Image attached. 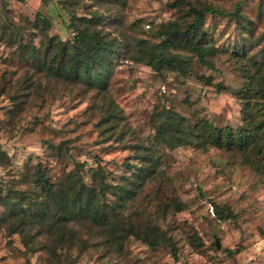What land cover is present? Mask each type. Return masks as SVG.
Here are the masks:
<instances>
[{
	"label": "rangeland",
	"instance_id": "374dc122",
	"mask_svg": "<svg viewBox=\"0 0 264 264\" xmlns=\"http://www.w3.org/2000/svg\"><path fill=\"white\" fill-rule=\"evenodd\" d=\"M177 1L0 0V264H264V167L255 168L235 150L169 148L157 138L168 115L191 127L202 121L221 128L242 124L236 93L245 79L233 50L252 55L264 47V0H183L171 6ZM189 4L227 13L239 7L238 19L204 17L207 44L214 47L207 61L215 69L191 51L168 53L181 61L177 69L157 71L149 58L131 59L132 52H150L160 43L162 24H191ZM38 12L49 20L47 34L56 43H72L75 27H94L112 40L118 51L108 55L105 70L96 67L100 84L45 67L43 55L51 54L53 43L35 25ZM146 156L154 170L140 185L137 174ZM40 164L55 180L85 165L80 173L89 185L97 183L90 170L103 171L107 202L124 210L125 222L160 228L177 258L171 245L151 248L133 236L117 251L87 223L78 228L84 244L57 246L49 254L52 243L37 237L30 246L35 251L28 250L11 228L31 218L39 190L29 176ZM123 185L131 192L128 200L115 195ZM216 205L235 217L220 220ZM33 223L32 234L39 228Z\"/></svg>",
	"mask_w": 264,
	"mask_h": 264
},
{
	"label": "trees",
	"instance_id": "16d2710c",
	"mask_svg": "<svg viewBox=\"0 0 264 264\" xmlns=\"http://www.w3.org/2000/svg\"><path fill=\"white\" fill-rule=\"evenodd\" d=\"M16 1L23 3L25 0ZM183 4V0H178L171 6L177 8ZM238 9L239 7L235 13H227L211 5L196 7L189 4L188 14L194 18L191 24H187L184 29L176 22L162 24L157 34L160 43L154 44L150 52H147V48L141 52H132L131 59L145 63L149 58L150 65L157 71L160 68L177 69L181 61L169 56L168 53L171 50L191 51L202 63L215 69L214 65L207 61V55L214 51V47L207 44L211 38H207V33L203 31L204 17L210 14L238 19ZM93 19L94 23L97 16ZM35 23L36 26H42L44 37L53 43L51 54L48 55L45 51L43 55L45 67L54 69L57 73L63 71L75 81L84 80L96 85L102 82L103 78L96 67L105 70L108 55L113 56L118 51L112 40L106 38V34L99 33L94 27L82 30L75 27L77 32L72 43L61 41L56 43L54 38L48 37L50 22L40 12L37 13ZM139 42L141 47H144L146 42L144 40ZM233 53L241 57V71L245 79L243 89L236 93V97L242 102V124L237 128L232 126L221 128L212 126L208 121H202L191 127L184 126L179 116L168 115L160 124L157 138L161 144L169 148L196 144L202 150L207 148L235 150L242 153L247 162L250 160L255 164L253 165L255 168L260 169L264 167V47L252 55L237 50H233ZM66 59L68 62L64 65ZM51 149L54 150L53 146ZM147 157L143 159L142 167L137 174L140 185L154 170L152 168L154 163ZM84 166L77 165L74 171L55 180L40 164L29 176L30 182L39 190L37 201L31 203L32 207L29 209L31 218H21L17 225L11 228L12 234L19 233L22 236V242L28 250L35 251V248L30 246L34 245L37 237L46 238L52 243L48 246L49 254H54L55 249L59 247H75L78 241L84 244L85 241L78 240L80 235L78 228L87 223L86 225L96 229L98 236L104 238V241L117 251H121L125 240L133 236L151 248L167 243L171 245L172 254L177 258V248L156 225L146 223L139 226L129 221L125 222L124 210H118L116 206L107 202L106 196L110 185L105 179V173L90 170L97 183L89 185L85 176L80 173ZM119 193L122 200H128L131 194L125 185L121 186L120 192L115 195ZM183 207V204L175 202V208L179 211ZM18 213V211L11 213V219H16L12 217ZM216 215L220 220L235 217L228 207L217 205ZM35 220L39 228L32 234L30 233L32 227L30 229L29 227L34 225Z\"/></svg>",
	"mask_w": 264,
	"mask_h": 264
},
{
	"label": "water",
	"instance_id": "95a60500",
	"mask_svg": "<svg viewBox=\"0 0 264 264\" xmlns=\"http://www.w3.org/2000/svg\"><path fill=\"white\" fill-rule=\"evenodd\" d=\"M217 247H218V248H220V245H219V243H218V242H217Z\"/></svg>",
	"mask_w": 264,
	"mask_h": 264
}]
</instances>
